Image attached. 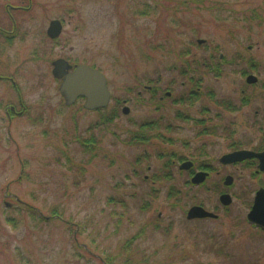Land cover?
Returning <instances> with one entry per match:
<instances>
[{
    "label": "rangeland",
    "instance_id": "374dc122",
    "mask_svg": "<svg viewBox=\"0 0 264 264\" xmlns=\"http://www.w3.org/2000/svg\"><path fill=\"white\" fill-rule=\"evenodd\" d=\"M5 1L28 9L0 43L14 81L0 82V264H264V232L246 222L264 176L218 163L227 146L260 142L264 0ZM59 58L105 76L107 108L65 106ZM21 103L26 115L8 120ZM179 157L215 170L191 185ZM194 205L218 218L187 220Z\"/></svg>",
    "mask_w": 264,
    "mask_h": 264
},
{
    "label": "water",
    "instance_id": "95a60500",
    "mask_svg": "<svg viewBox=\"0 0 264 264\" xmlns=\"http://www.w3.org/2000/svg\"><path fill=\"white\" fill-rule=\"evenodd\" d=\"M62 30L59 20H52L46 31L47 36L51 39L57 38ZM197 44H203V40L197 41ZM52 76L60 79L59 92L65 101V105H72L77 98L85 99L84 109L93 111L104 109L108 106L110 100V92L107 88L105 76L90 66L78 65L73 71H69L71 66L63 59H57L52 62ZM257 78L249 75L246 78L248 84L256 82ZM128 108L125 107L122 112L128 114ZM255 157L259 160V169L264 172V154L250 153L248 151H239L222 156L219 162L222 164L240 162L245 158ZM192 166V162L186 161L179 166L181 170H187ZM206 172H198L191 178L193 185L204 182ZM232 183V177L227 176L224 185L229 186ZM18 201V199H16ZM222 205L228 206L231 203V197L228 194H222L219 197ZM212 212L205 210L203 207L194 205L186 212L187 220L216 218ZM48 219V217H44ZM247 221L260 229H264V190L261 189L256 193L251 210L247 214Z\"/></svg>",
    "mask_w": 264,
    "mask_h": 264
},
{
    "label": "flooded vegetation",
    "instance_id": "af4514ba",
    "mask_svg": "<svg viewBox=\"0 0 264 264\" xmlns=\"http://www.w3.org/2000/svg\"><path fill=\"white\" fill-rule=\"evenodd\" d=\"M27 9L28 8L24 7L23 5H10L8 3V1H5V0L4 1L2 0L0 2V43H9L10 38L15 37L14 35H12L11 37H9V35H8V21H9V18L11 19L12 23L14 24V20H13V17L11 15L12 11L17 12V13H20L21 11H25ZM62 22L63 21L61 20V23ZM48 27H49V25H48ZM59 59H63V60H65V61L68 62V64L71 66V69L69 70L70 72L73 71L74 68L77 65H79V64H75V63H70L67 58H59ZM51 65H52V62H51ZM215 70H217V69L215 68ZM51 75H52V70H51ZM249 75L250 74H247L246 75L245 82H246L247 76H249ZM53 79L55 81L59 82V85H60V83H61V80L60 79H56L54 77H53ZM0 82L1 83L10 82L12 85H14V81H13V79L11 77H6L5 75H1V74H0ZM256 82H257V80H256ZM256 82L251 83L250 85L255 84ZM149 83H151V82H149ZM156 84H157V81H156ZM58 88H59V86H58ZM145 90H146V92L150 93V96H154V98L156 97V95L154 93H152V91L158 92L157 88L154 89L152 87V85H150V84L147 86V88H145ZM58 91H59V89H58ZM242 92H243V90H242ZM170 95H171L170 92H166V94H164V96L167 97V98L170 97ZM160 99H162V97H159V100ZM78 100H84V103H85V99L82 98V97H80V98H77L73 104H75ZM180 100L181 99H179V101ZM182 101L183 100H181L180 102H182ZM126 102H127L126 99H119L116 104L119 107V106L124 105ZM220 102H219L220 105L228 104V102L227 103H225V102L220 103ZM241 102H242V104H244V103L246 104L247 100H245V101H242L241 100ZM84 103L82 105L83 109H84ZM19 106L22 107V108H20V111H16V109H15L14 106H9L8 109L5 110V114H6V117H7L8 120H12V118H14V117H22V116H25L26 115L27 110L22 106V103L19 104ZM84 110H86V109H84ZM86 111H89V110H86ZM94 111H100V110H94ZM121 112H122V110H121ZM260 122L262 124V127H261V136L259 138L260 139V142H259V144L257 146H255V147H253V146L252 147L251 146H242V143H240V145L233 143V144L227 146L230 150H228L222 156L227 155V154H231V153H234V152H239V151H248L250 153L264 154V117H263V115H262V119H261ZM151 124L153 125V123H150L148 125H151ZM151 127H153V126H151ZM170 158L173 161L174 160V155H171ZM220 158H218V163L222 167L237 168V169L240 168V167H242V168H249L251 176H255V177H258V176L259 177H262V176H264V172L259 169V163L260 162L255 157L245 158V159H243L240 162L228 163V164H222L221 162H219V159ZM186 161H190V160L184 159L182 157L177 158V162L179 163L178 164V170L179 171H186L188 173V176H189L188 182L190 184H191V178H192V176L194 174H196L198 172H206L208 175L206 176V178H205V180L203 182V183H205V181L210 177V175L212 174V172L215 170V167L213 165H209V164L195 165V163L192 162V161H190V162H192V166L189 169H187V170L186 169L185 170L179 169V166L182 163L186 162ZM227 176L232 177L231 175H226L225 178ZM225 178L223 179V182H222L223 183V186H224V180H225ZM203 183L199 184L198 186L202 185ZM232 183H233V177H232ZM232 183L229 186H231ZM229 186H225V187H229ZM261 189L264 190V183H261L260 186L254 191V195L252 197V201H251V205L249 207V211L251 210V207L253 205V202H254V198L256 196V193L259 190H261ZM222 194H226V193H221L220 196ZM249 211H248V213H249ZM251 227H253V226H251ZM260 231L264 232V230H260Z\"/></svg>",
    "mask_w": 264,
    "mask_h": 264
},
{
    "label": "trees",
    "instance_id": "16d2710c",
    "mask_svg": "<svg viewBox=\"0 0 264 264\" xmlns=\"http://www.w3.org/2000/svg\"><path fill=\"white\" fill-rule=\"evenodd\" d=\"M116 106H117V104H116ZM117 114H118V112L116 111V107H114L112 110H111V112H110V114H108L109 116H106L105 117V121H109V120H111V119H113V118H115L116 116H117ZM144 126L145 127H148V128H151V126H153L152 124L151 125H142L141 126V129L142 128H144ZM132 141H134V142H138V143H141V142H145V140L144 139H136V138H133V140ZM132 141H130V142H132ZM136 236H138V235H136ZM133 238H135V237H133ZM133 238L132 239H130L127 243H125L124 244V248H126L127 246H129L130 244V242L133 240ZM107 260H112V258L111 257H107ZM106 264H111V263H106Z\"/></svg>",
    "mask_w": 264,
    "mask_h": 264
}]
</instances>
